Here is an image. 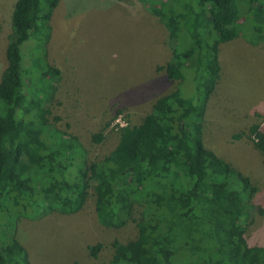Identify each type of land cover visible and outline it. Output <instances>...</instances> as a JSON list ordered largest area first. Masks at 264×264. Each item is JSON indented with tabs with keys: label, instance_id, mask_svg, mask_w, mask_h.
<instances>
[{
	"label": "trees",
	"instance_id": "trees-1",
	"mask_svg": "<svg viewBox=\"0 0 264 264\" xmlns=\"http://www.w3.org/2000/svg\"><path fill=\"white\" fill-rule=\"evenodd\" d=\"M59 1L16 0L12 12L7 65L0 77L1 210L17 209L20 218L74 213L93 189L102 225L120 228L133 221L137 227L135 238L112 242L109 264H264V245L251 244L246 236L253 212L264 213L252 202L258 187L206 147L202 137L206 104L221 74L218 44L238 36L246 26L238 24L245 13L255 19L249 40L264 39V0L239 1L238 7L235 0H185L157 12L172 48L167 74L181 80L184 65L193 67L195 97L179 88L159 96L142 122L117 125L116 147L92 161L79 136L60 129L59 116L49 118L51 98L27 94L21 76L22 43L38 35L47 43ZM226 12L232 16L226 18ZM205 29L215 31L216 39L208 41ZM182 32L192 44L179 50L172 41ZM47 66L45 76L59 77V70ZM254 137L255 149L264 154V131L256 129ZM92 139L101 142L103 131ZM102 247V242L89 245L90 255L97 258ZM0 264H31L15 230L11 239L0 240Z\"/></svg>",
	"mask_w": 264,
	"mask_h": 264
},
{
	"label": "rangeland",
	"instance_id": "rangeland-1",
	"mask_svg": "<svg viewBox=\"0 0 264 264\" xmlns=\"http://www.w3.org/2000/svg\"><path fill=\"white\" fill-rule=\"evenodd\" d=\"M191 1L196 4L197 0ZM239 1L244 2L235 0L237 7ZM15 2L0 0V77L7 65ZM183 2L60 0L49 22L47 43H41L43 36L39 35L22 43L21 76L26 93L51 98L49 118L59 116L57 126L79 136L91 161L103 158L119 141L116 110L121 109L127 123L134 125L142 122L159 96L174 89L195 97L193 67L184 65L181 80L167 74L172 48L168 30L157 14L167 5L182 6ZM226 14V18L232 16V12ZM254 20L245 13L238 24L246 22V26L238 36L218 44L221 74L206 104L202 137L206 147L251 178L258 187L252 202L264 207V154L254 147V131H264V39L258 44L249 40L250 35L255 36ZM212 31L202 33L210 42L216 39L215 31L213 37L208 35ZM172 42L179 50L192 44L185 32ZM47 64L51 71L59 70V77L53 73L45 76ZM201 96H196L198 102ZM99 131L104 139L95 142L92 134ZM238 132L245 135L232 138ZM17 212L9 206L0 208V240L11 239L15 230L31 264H109L112 242L137 236L133 221L120 228L99 222L93 189L78 212H51L40 218H20ZM252 219L246 236L251 244L264 245V213L253 212ZM97 242L103 247L94 258L88 246Z\"/></svg>",
	"mask_w": 264,
	"mask_h": 264
},
{
	"label": "built area",
	"instance_id": "built-area-1",
	"mask_svg": "<svg viewBox=\"0 0 264 264\" xmlns=\"http://www.w3.org/2000/svg\"><path fill=\"white\" fill-rule=\"evenodd\" d=\"M114 124L119 125V126H124L127 125V121L125 120V118H123V116L121 114H119L115 120H114Z\"/></svg>",
	"mask_w": 264,
	"mask_h": 264
}]
</instances>
